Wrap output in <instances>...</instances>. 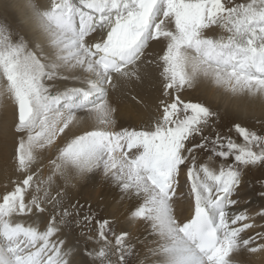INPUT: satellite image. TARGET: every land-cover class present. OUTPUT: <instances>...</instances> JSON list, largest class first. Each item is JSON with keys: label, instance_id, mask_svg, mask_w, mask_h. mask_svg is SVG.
Segmentation results:
<instances>
[{"label": "snow or ice", "instance_id": "1", "mask_svg": "<svg viewBox=\"0 0 264 264\" xmlns=\"http://www.w3.org/2000/svg\"><path fill=\"white\" fill-rule=\"evenodd\" d=\"M130 85L159 94L148 119L125 126L115 96ZM201 90L237 109L264 103V0H4L0 264H245L264 253V204L250 215L240 191L264 169V121L221 131L220 109L186 96ZM80 181L118 194L142 233L73 202ZM73 222L95 224L87 259L69 242Z\"/></svg>", "mask_w": 264, "mask_h": 264}, {"label": "bare ground", "instance_id": "2", "mask_svg": "<svg viewBox=\"0 0 264 264\" xmlns=\"http://www.w3.org/2000/svg\"><path fill=\"white\" fill-rule=\"evenodd\" d=\"M3 2L4 0H0V4ZM158 94L159 93L155 91L153 87L147 85H130L127 88L118 91L115 96L116 104L119 107V114L117 117L118 122L128 126L129 124L135 125L141 120L148 119L151 112V105L155 103V97ZM186 96L204 102L214 108H219L220 111L226 113L222 114L221 112V117H227L230 120H238L239 122L243 121L246 124L245 126L248 127L251 119L257 120V122L264 121V103L258 99L250 100L240 109H237L235 106H228L226 101L218 96L214 90L189 92ZM145 105H148L149 107L146 108ZM226 108L227 111L225 110ZM4 164L5 159L3 155H0V191L3 190L2 185L6 182ZM259 174V169H249L245 175H252L254 178H259ZM8 175H11L10 165L8 168ZM12 178L14 179L15 177L13 176ZM240 191L241 208H247L250 215L254 214V212L258 210V207H260L259 204H261L256 197L257 195L255 194L254 187L252 184L249 185V183L246 184L243 182ZM71 193L74 197L77 196L85 199V201L87 200L90 203L87 205H92V210L96 211V217L115 221L118 230L123 229L130 231L134 236H138L142 233L143 229L141 227L137 225H129L127 223V203H121L119 195L113 193L109 187H106L99 182L92 183L80 181L75 188L71 189ZM53 195H55V193H53ZM255 222L257 225L264 223L259 219ZM259 230L260 229L257 228V231ZM90 232L91 233H89L87 237H93L92 240H87V237L81 238L76 235L75 237L69 236V242L77 245V240L81 239L84 241V248L88 251H91L93 248H98L95 244L96 228ZM78 251V259H87V257H84L83 253L80 252L79 247ZM242 259L245 261V264H264V253H245Z\"/></svg>", "mask_w": 264, "mask_h": 264}, {"label": "rangeland", "instance_id": "3", "mask_svg": "<svg viewBox=\"0 0 264 264\" xmlns=\"http://www.w3.org/2000/svg\"><path fill=\"white\" fill-rule=\"evenodd\" d=\"M221 112H222V114H226L224 111H221ZM226 120H227V122H226ZM232 121H234V120H230L227 117H222L221 121H219V129L221 131H227V128ZM236 121H238V120H236ZM240 122H241L242 126L246 125L243 121H240ZM259 125H260V123H258L257 120L251 119L249 121V127L248 126H246V127L251 128L252 130H255V131H259L260 130ZM259 170H260L259 178H256V177L254 178L252 175H244L243 176V182H245L246 184L249 183V185L252 184V186L255 189V194L257 195L256 197L258 198V200L260 201L261 204H264V200H261L259 195H258V193L262 190L261 185L264 184V169H259ZM75 201H79L81 204H85V205L90 204L87 200L85 201V199H82L81 197H77V196L74 197L73 202H75ZM261 204H259V205H261ZM91 207H93V206L91 205ZM258 210H259V207H258ZM93 212L95 213L96 211L94 210ZM262 224H264V223H262ZM114 228H116L118 230V228L115 224H114ZM93 229H95L94 223L89 228L87 226H83V227L79 226V225L76 226V224L73 222L71 229H66V232H69L70 233L69 236H71V237H75L77 235L78 237L85 238L89 235V233H91L90 231H93ZM255 231H257V228L251 230L249 232V234L251 235ZM82 233H83V236L81 235ZM76 244L78 245L80 252L84 254V252L86 250L84 248V241L79 239V240H77Z\"/></svg>", "mask_w": 264, "mask_h": 264}]
</instances>
